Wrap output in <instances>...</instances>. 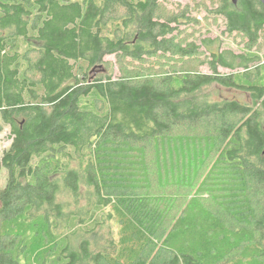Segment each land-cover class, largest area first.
Returning a JSON list of instances; mask_svg holds the SVG:
<instances>
[{
	"label": "trees",
	"instance_id": "16d2710c",
	"mask_svg": "<svg viewBox=\"0 0 264 264\" xmlns=\"http://www.w3.org/2000/svg\"><path fill=\"white\" fill-rule=\"evenodd\" d=\"M163 1L0 0V264H264V4L210 0L206 23L247 50L203 38L204 72L179 68L200 21ZM213 84L251 101L211 99ZM179 129L194 150L177 134L182 171L172 148L160 176Z\"/></svg>",
	"mask_w": 264,
	"mask_h": 264
},
{
	"label": "rangeland",
	"instance_id": "374dc122",
	"mask_svg": "<svg viewBox=\"0 0 264 264\" xmlns=\"http://www.w3.org/2000/svg\"><path fill=\"white\" fill-rule=\"evenodd\" d=\"M210 4V0H164L162 3V6L164 7V9L167 12H173L176 13L178 12L179 8H189L190 12L192 13V15L196 16V19L200 21V24H196V25H190L187 27V31H182V34L179 36L180 39H182L183 37H186L187 42H190L191 40H193L195 42V44L199 49V53L197 55H195V57L190 58V57H186L183 58L184 60V65L179 66V68L183 67V68H196V64H197V68L204 71V72H209V69L207 67V65L205 63H200L199 62V58H205L207 52L209 53V51L205 50L206 48L204 47V45H202V39L203 38H216L215 39V43L211 46V49H216L217 46H219L221 49H230L236 53H242L243 51L247 50L245 43L239 38V37H229L227 35V33H223L224 32V26L222 24L221 20L217 19L216 23H206L205 17H208L210 20L213 19L212 16H210L211 14H209V12L207 11V9H205L206 5ZM189 34V35H187ZM264 34V32H263ZM259 45L254 47L253 50L254 52H258V54L263 55L264 54V35L263 38H261L259 40ZM259 48V49H258ZM256 49V50H255ZM206 52V53H205ZM168 60H169V65L171 64H175L177 65L178 63L181 62L180 59H175L173 60V57H170L169 55L167 56ZM190 58V59H189ZM153 59V58H151ZM151 59L148 61L147 59L145 61L149 62L146 66L149 65L148 68L141 70V71H147V70H151V68L153 70H155V67H157V71H161L163 70V68L159 67L156 63L151 62ZM105 61H110L113 64V75H118L119 74V65H117L113 55H108L106 57H104ZM155 60V59H154ZM261 61H264V55H263V60L261 59ZM205 62V61H204ZM168 65V63H166ZM134 65H136V63H134ZM134 65L131 66L130 64L128 65H122V67H126L127 69H133ZM238 70H242L241 67L237 68ZM135 70V68H134ZM156 71V70H155ZM218 71L225 73L228 72L229 70L219 66L218 67ZM147 74V73H146ZM144 73V75H146ZM206 93L210 94V98L214 99V100H220V99H236L239 101H246V102H250V96L248 93L242 92L240 90H236V89H231V88H226V87H222V86H218V85H212L211 87L206 88ZM8 127L6 125H4L0 119V155L2 154V152L4 151L5 148H7V146L10 143V139L8 137ZM177 134H179V136L181 137L182 134H185L182 136V141L183 139L186 141L188 138H190V140L186 143L185 142V147L184 150L187 151V154L189 152V154L194 150V148H192V140H191V132H188V130L183 131V130H175L172 132V135L168 138H164L161 140V143H163V147L166 143H168L170 141L171 138V142H169L167 144V146H165V150L163 149L162 152H160L161 154L158 156V160H156L155 162L158 163V168H157V172L160 174L162 172V161L164 160V156H169L170 155V149L172 148H176L175 151L173 152L172 156H173V160H171V162L177 164L176 160L178 158V156H180V154H184L183 151H178L181 150V142L178 141V136ZM189 136H188V135ZM153 145L151 144V149H147L146 151V157H148V160L144 163L145 166H149L151 167L153 165V161H151L150 158H153V160L155 159L154 155L151 154V152H154L156 149H158V147H156L154 145V142H152ZM179 144V145H178ZM169 149V150H168ZM168 150V152H167ZM185 151V153H186ZM132 157L134 156V154H131ZM188 157V155H187ZM170 158V156H169ZM201 159V158H200ZM142 163V166L144 165ZM131 165L133 168H139L136 164H135V160L132 158L131 160ZM170 165V162H169ZM179 166V170H177L178 168H176L175 166V177L176 179H178V173L182 171V167L180 165V162L177 164V167ZM154 170V169H153ZM152 170V172H153ZM141 172V168L139 169V171L137 173ZM160 176H162V174H160ZM173 176V175H172ZM5 182V171L4 169H0V186H2ZM158 190H156V192L153 193H157L158 194ZM113 224V222H112ZM114 230H117L116 226H113ZM210 244V243H208ZM205 245V242L202 243V246ZM213 244H210L209 247H211ZM196 246V244L194 245ZM207 249H205L206 251ZM235 264H238V261L235 262ZM241 264H249V263H241Z\"/></svg>",
	"mask_w": 264,
	"mask_h": 264
},
{
	"label": "water",
	"instance_id": "95a60500",
	"mask_svg": "<svg viewBox=\"0 0 264 264\" xmlns=\"http://www.w3.org/2000/svg\"><path fill=\"white\" fill-rule=\"evenodd\" d=\"M261 1V3H263L264 4V0H260ZM232 2L235 4V3H237V0H232ZM264 129V128H263ZM262 153L264 154V149L262 150Z\"/></svg>",
	"mask_w": 264,
	"mask_h": 264
}]
</instances>
